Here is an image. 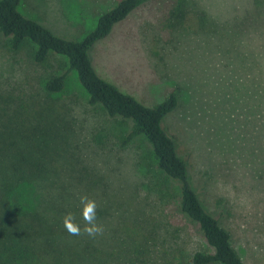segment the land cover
Masks as SVG:
<instances>
[{"label": "rangeland", "instance_id": "374dc122", "mask_svg": "<svg viewBox=\"0 0 264 264\" xmlns=\"http://www.w3.org/2000/svg\"><path fill=\"white\" fill-rule=\"evenodd\" d=\"M116 2L24 0L20 9L55 34L79 39ZM32 47L13 50L0 31V108L42 99L45 80L66 73L54 99L69 133L58 162L66 177L84 178L79 187L91 181L86 195L104 226L95 245L113 251L100 259L185 264L195 247L168 216L174 198L160 190L149 145L140 139L119 146L123 125L89 104L63 57L39 64ZM90 55L101 76L146 105L177 89L178 106L164 128L241 258L264 264V2L151 0L117 23ZM127 229L143 252H119Z\"/></svg>", "mask_w": 264, "mask_h": 264}, {"label": "trees", "instance_id": "16d2710c", "mask_svg": "<svg viewBox=\"0 0 264 264\" xmlns=\"http://www.w3.org/2000/svg\"><path fill=\"white\" fill-rule=\"evenodd\" d=\"M23 1L0 0V31L9 37L10 48L31 43L32 58L39 64L53 56L63 57L89 104L123 125L124 131H117L118 145L140 139L149 145L160 190L174 198L168 216L178 229L188 232L195 247L185 264H246L229 230L200 198L187 161L164 128L165 118L178 106L177 89L146 105L101 76L93 65L94 45L151 0H117L79 39L59 36L25 15L20 9ZM65 77L66 73L51 74L40 100L0 108V264H105L100 255L113 254L98 248L95 238L69 235L62 224V218L71 213L84 227L79 198L92 190L90 180L79 187L82 176L63 175L58 162L69 133L54 99L64 89ZM135 240L127 229V238L119 239V252L128 256L143 252L135 247Z\"/></svg>", "mask_w": 264, "mask_h": 264}, {"label": "clouds", "instance_id": "9594fccd", "mask_svg": "<svg viewBox=\"0 0 264 264\" xmlns=\"http://www.w3.org/2000/svg\"><path fill=\"white\" fill-rule=\"evenodd\" d=\"M80 214L84 222V227L81 228L75 222L73 214L68 213L62 218L63 227L69 235L81 236L87 235L90 238H96L104 234V226L97 223V203L95 200L86 195L80 196Z\"/></svg>", "mask_w": 264, "mask_h": 264}]
</instances>
